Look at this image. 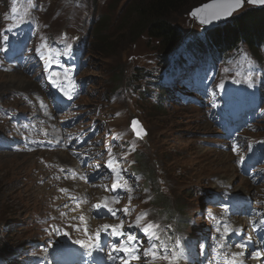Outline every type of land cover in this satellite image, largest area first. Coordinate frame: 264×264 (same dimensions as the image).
<instances>
[{
	"label": "rangeland",
	"instance_id": "374dc122",
	"mask_svg": "<svg viewBox=\"0 0 264 264\" xmlns=\"http://www.w3.org/2000/svg\"><path fill=\"white\" fill-rule=\"evenodd\" d=\"M147 1L0 0V31L17 28L23 20L28 24L35 20L40 28L34 35L28 25L15 29L7 40H0L3 52L11 49L9 42L24 45L30 52L32 38L37 41L42 34L41 42H33L35 50L41 49L39 55H30L9 73L0 69L2 263L43 264L40 247L51 245L62 234L72 241L62 244L84 251L76 241H87L80 226L87 218L95 225L94 231L104 224L123 222L122 230L144 240L145 248L148 245L141 229L151 222L159 226L156 231L161 241L178 244L176 252L181 255L175 264H213L231 258L238 250L231 231L236 234L238 230L243 236L249 233L243 224L250 222L239 216V206L248 208L251 201L253 208L246 217L251 212L264 217V46L253 54L242 44L224 53L216 68L206 49L197 53L208 30L190 18L194 8L211 0H189L166 15L180 32L179 41L166 55L161 42L147 34L146 25L137 28L135 23L139 18L133 10ZM69 44L72 47L65 53ZM41 54L54 67H47ZM203 58L211 64L203 70L206 77H201ZM186 72H196L195 89L204 93H190L178 86ZM227 81L236 82L234 87L241 91L248 87V95L240 91L231 98L233 102L224 103ZM157 82L171 87L172 94L169 89L159 90ZM57 94L68 98V103L55 111ZM251 102H257V107L248 115L250 126L242 125L245 117L241 115V125L234 132L224 130L223 111L233 112ZM133 118L146 133L143 139L133 136ZM57 139L61 151L49 145ZM69 143L76 149L87 143L84 154L77 150L74 155ZM233 145L236 151H232ZM51 162L70 169L60 182L68 195L63 215L58 210L65 191L58 185L61 168L57 176L49 175ZM242 163L247 171L240 169ZM133 168L146 188L132 174ZM68 171L74 173L75 181H65ZM145 175L149 185L143 183ZM114 182L124 187L109 191ZM79 192L91 194L78 200L81 208L73 202ZM114 195L118 203L113 201ZM98 203L117 210V216L94 209ZM126 208L127 214L123 212ZM79 211L82 213L74 215ZM138 217L140 226H130ZM233 222L244 232L231 228ZM225 227L229 246L221 250L218 245L225 239ZM99 237L104 239L100 249L104 248L107 257L114 242L126 239H110L104 232ZM54 251L49 253L53 258ZM132 263L144 264V260ZM154 264L167 262L157 258Z\"/></svg>",
	"mask_w": 264,
	"mask_h": 264
},
{
	"label": "snow or ice",
	"instance_id": "6c2138e0",
	"mask_svg": "<svg viewBox=\"0 0 264 264\" xmlns=\"http://www.w3.org/2000/svg\"><path fill=\"white\" fill-rule=\"evenodd\" d=\"M245 3L249 5H264V0H221L219 6L214 5H206L205 8L211 9L210 12H208V16H210L212 19H218L221 15L223 16H229L232 14L233 11L236 9L241 8ZM201 10L197 9L195 12L192 13V15H197ZM207 19H202L201 23H207ZM7 31H12L11 28L7 29ZM5 40H7V37L5 36ZM72 45H66L64 52L66 53L69 49H71ZM2 50V49H0ZM37 54L39 55L41 52L40 48L36 49ZM40 59L43 60L44 56H40ZM51 59V57H49ZM45 72L48 71L47 68L44 70ZM69 99H71V96H69ZM133 126L137 124L136 121H133ZM137 137H141V132H137ZM232 151H236V146L233 145ZM109 167H111V163H109ZM112 171H115L113 168ZM117 175H120V173H117ZM127 182L125 181V184ZM124 185H121L119 183H113L111 186V189L109 191L115 192L118 189H122ZM63 191V190H62ZM128 191H131V188H128ZM131 196H129V200H131ZM113 201L118 203L119 199L118 196H113ZM101 204L93 205V208L96 210L101 209ZM104 207L107 208V212L111 214V216L116 217L117 216V210L107 207L105 204ZM123 212L127 214L129 212V209H123ZM81 221L84 220V216L81 215L79 217ZM262 225H264V220H261L260 222ZM122 225H108L104 224L100 228L97 229V231L94 233L95 237L97 238V242L94 245L92 243V235H89L88 241H76L77 244H80L82 247H85L87 249H92L93 247L99 248V236L101 232L106 233L107 235H111L113 237H126V239H119L117 242H114L111 245V251L108 254V260L109 261H119L120 264H131L132 261H140L142 258L144 260V264H154V261L157 258L164 259L167 264H175V262L180 258L181 253H178L176 251H173L172 249H169L166 244L161 241L160 236L158 235V232L156 229L159 228L158 225H154L153 223L149 222L143 226L141 229L145 235L147 247H144L145 241L140 240L136 237V235L132 233H128L125 230H122ZM133 227H139L140 226V219L139 217L136 220L135 225H130ZM111 229L109 232L108 230ZM167 230V229H166ZM236 234H239L238 230L236 231ZM86 235H88V232L86 230ZM224 241L218 245V248L223 250L229 245L227 244L226 237L229 235V230L227 227L224 229ZM178 247V244L176 245ZM237 248L244 249L246 247V243H240L236 245ZM123 253V256H120L119 253ZM89 254H91L89 252ZM261 253L259 251L253 253V258L260 257ZM244 256V252H235L231 254V259L226 261V264H243V261L240 259Z\"/></svg>",
	"mask_w": 264,
	"mask_h": 264
},
{
	"label": "trees",
	"instance_id": "16d2710c",
	"mask_svg": "<svg viewBox=\"0 0 264 264\" xmlns=\"http://www.w3.org/2000/svg\"><path fill=\"white\" fill-rule=\"evenodd\" d=\"M188 1L148 0L146 4L138 5L133 10L139 18L135 22L137 28L146 25L147 34L161 42L166 55L171 53L180 38V32L169 24L165 19L166 15L181 8ZM102 41L105 42V39L102 38ZM204 42L208 49L217 55L235 50L242 44L253 54L257 53L259 48L264 46V7H249L238 12L227 22L206 31Z\"/></svg>",
	"mask_w": 264,
	"mask_h": 264
},
{
	"label": "water",
	"instance_id": "95a60500",
	"mask_svg": "<svg viewBox=\"0 0 264 264\" xmlns=\"http://www.w3.org/2000/svg\"><path fill=\"white\" fill-rule=\"evenodd\" d=\"M221 0H211L201 6H198L196 8H194L191 13H190V18H193L196 23L198 25L203 26L202 28L205 29H213L215 27H217L219 24L225 23L226 21H228L232 16H234L236 13L242 11L245 8L251 7V8H261L264 7V5H249L247 3H245L241 8L236 9L235 11L232 12L231 15L229 16H223L221 15L220 18L218 19H212L210 16H208V12L211 11V9H207L205 8L206 5H214V6H219L220 5ZM197 9H200L201 11L199 13H197V15H192L193 12H195ZM202 19H207V23H201ZM133 121H136L137 124L135 126H133ZM131 129L134 132V135L137 137V132H141V137L140 139H143L146 135L145 131L143 130L142 126L139 124V122L137 121L136 118H133L131 121ZM138 138V137H137Z\"/></svg>",
	"mask_w": 264,
	"mask_h": 264
},
{
	"label": "bare ground",
	"instance_id": "6f19581e",
	"mask_svg": "<svg viewBox=\"0 0 264 264\" xmlns=\"http://www.w3.org/2000/svg\"><path fill=\"white\" fill-rule=\"evenodd\" d=\"M204 44H205V42H204ZM239 45V44H238ZM244 67V66H243ZM243 71V70H242ZM9 76V75H8ZM13 77V76H12ZM23 80V79H22ZM14 81V80H13ZM69 172V171H68ZM75 179H76V177H75V175H74V173H72V172H69V175H67L66 177H65V181H75ZM84 224L85 225H83V224H81L80 223V226H81V229H84V231H86L87 230V232H88V235H92V239L94 240V241H92V243L95 245L96 244V241H97V238L95 237V235H94V233L96 232V231H94V229H93V227L95 226V225H92V223L90 222V220L89 219H85V222H84ZM84 236H85V234H84ZM83 237V236H82ZM87 237V236H86ZM85 240V239H84ZM98 249H100V247L98 248ZM237 251V250H236ZM235 251V252H236ZM55 252V251H54ZM91 253L92 254V257L94 258V257H98L99 259H100V262H102L103 261V259L105 258V254H106V251L105 250H101L100 251V253L101 254H99V252H97V253H94V251H92V249H89L88 250V253ZM51 258H53V255H50V254H46V255H43V257H42V261H43V264H48L49 262H50V260H51ZM69 261H71V260H64V261H61V262H59V264H67ZM134 262V261H133ZM133 264V263H132Z\"/></svg>",
	"mask_w": 264,
	"mask_h": 264
}]
</instances>
